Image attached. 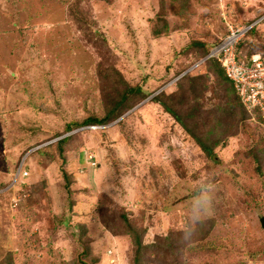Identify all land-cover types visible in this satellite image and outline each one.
Returning <instances> with one entry per match:
<instances>
[{
    "label": "rangeland",
    "instance_id": "374dc122",
    "mask_svg": "<svg viewBox=\"0 0 264 264\" xmlns=\"http://www.w3.org/2000/svg\"><path fill=\"white\" fill-rule=\"evenodd\" d=\"M196 40L226 41L241 82L248 66L264 97V0H0V264H80L83 249L84 264H132L133 238L141 264L168 254L169 264H264V104L207 132L223 99L240 101L228 66L218 82L187 49ZM183 76L198 99L179 113L196 140L216 143L210 157L150 100ZM124 84L147 96L104 126L78 125L101 117ZM58 149L64 162L51 156ZM209 174L214 214L199 226L192 202ZM185 223L204 235L186 241ZM169 232L182 233L181 247L158 252Z\"/></svg>",
    "mask_w": 264,
    "mask_h": 264
},
{
    "label": "trees",
    "instance_id": "16d2710c",
    "mask_svg": "<svg viewBox=\"0 0 264 264\" xmlns=\"http://www.w3.org/2000/svg\"><path fill=\"white\" fill-rule=\"evenodd\" d=\"M161 25H156L155 27H152L150 30V33L152 36L157 37L159 36L160 33H164L166 30V22L161 21ZM192 48L194 50H196L197 52L194 53V55L197 57V60H201L202 58H204L207 54H208V50L210 48L209 44H204L203 42L196 40V41H192L190 43V45L187 46L188 48ZM205 62H207V71H210L214 74V76L216 77V79L218 80V82L222 81L225 79V77L222 75V72L220 70V63H218L216 61V59L214 57H211L210 60L207 59L205 60ZM219 77V79H218ZM187 79H191L190 76H183L181 77L179 80V82L176 85V92L170 93V94H165L163 91H160L158 93H156L150 100L151 102H153L154 104L158 105L162 111L164 113H166V115L170 116L177 124H179L189 135L191 138L195 137V124H188V121L185 119V117L183 115H181L179 113L180 110V104H182L183 102H187L189 100H196L198 99V95H197V90L195 89L193 86L194 85H186L182 88V84L181 81L184 82ZM192 82V80H191ZM220 84V83H219ZM125 88L117 95V98L114 100H110L109 102L105 103L104 105V113L101 117H92V118H87L85 120H83L82 122H80L78 125L81 126H85L86 124H95V125H103V124H107L110 121L116 120L124 111L128 110L131 106H132V101L135 98H139L142 99L145 98L147 96L146 92H144L140 86H128L127 84H124ZM178 89V90H177ZM174 94V95H173ZM234 98L231 99L229 102H227L228 100H224V104L223 108L218 107L216 108V110L218 111L217 114H215V120H213L212 122V128L208 129L207 132H212L214 131V129L219 126V123L221 124V120L222 118L225 116L226 121H232V119L236 118L237 121H243L245 118V115L247 114V112H245V109L243 108V106L240 104V102H238L237 97L234 95ZM222 101V100H221ZM196 110H187V112H193L192 114L195 113ZM185 111L182 113L184 114ZM218 115H221L219 118H217ZM229 117V118H228ZM223 120V121H224ZM226 125V124H225ZM225 125L222 127V129L220 131L221 136H227V132L229 131V127H225ZM215 132V133H217ZM194 134V135H193ZM219 137V136H218ZM195 139V138H194ZM66 138H63L60 141H65ZM197 146L199 147L200 151L203 152V154L207 157H210L212 155V149L214 146H216V143L210 144V146L205 145L204 142L198 141L196 140ZM57 144H59V141L57 142ZM48 155V154H47ZM50 156V155H48ZM52 158L53 157H57L58 159L61 158V162H64V155H61V150L58 149V151L56 152V155H51ZM51 158V159H52ZM53 161V160H52ZM54 162V161H53ZM62 174V178L66 183L70 182V178L67 177L66 173L64 171H61ZM68 193V192H67ZM70 199V198H69ZM69 211V210H68ZM97 212L98 214H100L101 212V208H93L92 212ZM210 224V222H208ZM187 232H193L194 235L192 237V241H196L197 239L201 238L204 234V232H198L195 230H190V225L189 223H185ZM201 226V225H199ZM77 227L80 229L78 232V236H82L85 232V227L83 224H77ZM186 232V233H187ZM185 233V232H184ZM182 233L180 232H169L167 234V236L164 237H159L160 241L162 242L161 245H151V247L153 248H157L158 246V252L164 249L168 250V251H176L178 250L177 248H180L181 246H178V244H180V238L179 236ZM133 242L136 246L135 249V254L132 258V264H141V256L143 255V250L141 252L140 249L138 248H142L141 245H139V243L137 242V240H135L133 238ZM176 246H173L175 245ZM144 247V246H143ZM165 250V251H166ZM88 255V252L86 250L83 249V251L78 255L77 261H79L80 264H84L85 260L84 257H86ZM173 256H175V254H173ZM168 257H170V259L172 258V255L168 254ZM167 260V262L165 261V259L162 257L161 258V264H169L170 262ZM92 263H96V259L92 258Z\"/></svg>",
    "mask_w": 264,
    "mask_h": 264
},
{
    "label": "clouds",
    "instance_id": "9594fccd",
    "mask_svg": "<svg viewBox=\"0 0 264 264\" xmlns=\"http://www.w3.org/2000/svg\"><path fill=\"white\" fill-rule=\"evenodd\" d=\"M254 25V24H253ZM251 25L250 27H252ZM229 33V31H228ZM213 47V46H212ZM210 49V48H209ZM218 52V47L212 48L208 50V54L202 58L201 60H207L208 58L213 57L216 59L218 63H220L219 66H223L221 61H218L217 58L219 59L220 53H218V56H215V53ZM222 55V54H221ZM183 74H180L182 76ZM227 78V76H226ZM227 80L231 83V81L227 78ZM232 84V83H231ZM103 125H92V126H104ZM90 126V125H87ZM41 146H38L34 150L39 149ZM21 167V166H20ZM21 174H24L25 172L22 171L21 169H18L16 176H19ZM199 191L198 193L193 197V202H192V210H193V223L194 224H200L201 226L206 223L208 219H210L213 214H214V201H215V195H216V185L214 183V177L212 175H206L203 177L198 185ZM194 233L193 232H187L185 233L182 238L185 239L188 242L192 241Z\"/></svg>",
    "mask_w": 264,
    "mask_h": 264
},
{
    "label": "built area",
    "instance_id": "2783aa9c",
    "mask_svg": "<svg viewBox=\"0 0 264 264\" xmlns=\"http://www.w3.org/2000/svg\"><path fill=\"white\" fill-rule=\"evenodd\" d=\"M236 33V32H235ZM234 32H229V36H227L226 38H229L227 43L231 42L234 39ZM233 43V41L231 42ZM226 46V41L224 44L219 45L218 46V52L215 53V56H218V53L221 52L222 54V65L223 66H228V68L225 69V74L227 76V78L231 81L232 86L235 89L236 95L238 96V99L241 103V105L246 109L250 108L253 109L255 107H260L262 104H264V97L263 98H259L258 97V93L254 87V85L252 84L253 76L251 74H249V69L247 70L246 67V71L247 72V76L244 79V83L241 82V78L243 77V73L244 70L237 69L234 66V62H233V56H232V52L228 51L227 55H224V52L227 50V48H225ZM225 56V57H224ZM259 58V57H258ZM218 61H220V59L217 58ZM223 61L225 64H223ZM252 62H255V60H252ZM236 73H239L238 75H236ZM252 77V78H251ZM261 100V101H260Z\"/></svg>",
    "mask_w": 264,
    "mask_h": 264
},
{
    "label": "water",
    "instance_id": "95a60500",
    "mask_svg": "<svg viewBox=\"0 0 264 264\" xmlns=\"http://www.w3.org/2000/svg\"><path fill=\"white\" fill-rule=\"evenodd\" d=\"M259 222H260L261 228L264 230V218H260Z\"/></svg>",
    "mask_w": 264,
    "mask_h": 264
}]
</instances>
